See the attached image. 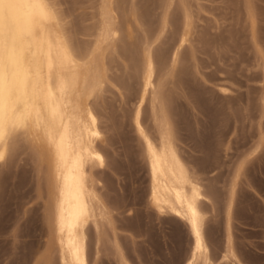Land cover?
Segmentation results:
<instances>
[{
  "label": "rangeland",
  "instance_id": "rangeland-1",
  "mask_svg": "<svg viewBox=\"0 0 264 264\" xmlns=\"http://www.w3.org/2000/svg\"><path fill=\"white\" fill-rule=\"evenodd\" d=\"M98 1H56L78 44L93 40L90 31ZM158 1L138 2L154 19H160ZM189 2L194 33L191 42L182 46V81L173 90V110L183 154L200 169L205 187L215 192L206 233L216 260L226 240L227 188L240 161L254 150L260 133L264 134V0ZM169 30L159 41L161 45L157 44L164 51L173 35ZM173 53L170 50L169 61ZM122 55H108L110 81L92 98L103 134L97 144L106 160L102 167H94V173L112 214L95 264H120L119 255L130 264H184L193 240L187 223L150 207L148 166L133 122L139 82L130 79L134 70ZM147 104L144 118L152 125ZM20 138L0 160V264H61L49 239L47 164L38 158L33 141ZM242 171L232 217L234 246L244 264H264V142ZM89 232L93 247L94 231L90 228Z\"/></svg>",
  "mask_w": 264,
  "mask_h": 264
},
{
  "label": "bare ground",
  "instance_id": "bare-ground-1",
  "mask_svg": "<svg viewBox=\"0 0 264 264\" xmlns=\"http://www.w3.org/2000/svg\"><path fill=\"white\" fill-rule=\"evenodd\" d=\"M56 1L0 0V160L18 138L26 137L35 143L38 158L46 162V216L59 263L95 264L102 253L106 224L112 223L94 173V167H102L106 160L97 144L103 134L92 98L110 81L108 55L117 52L130 60L134 70L130 79L139 82L133 122L148 166L150 207L160 215L171 213L183 219L192 234L184 264H244L233 240L237 183L246 160L263 148L264 134L240 161L227 188L226 240L215 260L206 233L215 192L205 187L200 169L183 154L173 110V90L182 81V46L191 42L194 33L189 0H157L162 11L156 12L159 17L162 14L156 17L159 21L139 0H99L90 31L93 40L86 45L76 43L69 34ZM4 3L12 7L5 11ZM171 28V42L164 51L157 44ZM190 50L194 57L192 46ZM147 102L152 125L144 118ZM120 256V264H130Z\"/></svg>",
  "mask_w": 264,
  "mask_h": 264
},
{
  "label": "clouds",
  "instance_id": "clouds-1",
  "mask_svg": "<svg viewBox=\"0 0 264 264\" xmlns=\"http://www.w3.org/2000/svg\"><path fill=\"white\" fill-rule=\"evenodd\" d=\"M3 7H4L5 11H7L9 8L12 7V5L9 4V3H4V4H3Z\"/></svg>",
  "mask_w": 264,
  "mask_h": 264
}]
</instances>
